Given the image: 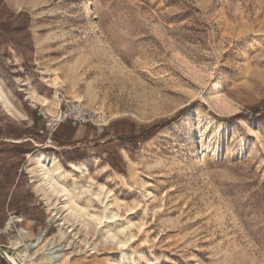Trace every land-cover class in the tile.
<instances>
[{
    "label": "rangeland",
    "instance_id": "374dc122",
    "mask_svg": "<svg viewBox=\"0 0 264 264\" xmlns=\"http://www.w3.org/2000/svg\"><path fill=\"white\" fill-rule=\"evenodd\" d=\"M0 88V264L39 236L38 264H264V0H0ZM64 100L101 130L50 135ZM37 151L97 159L77 216Z\"/></svg>",
    "mask_w": 264,
    "mask_h": 264
},
{
    "label": "bare ground",
    "instance_id": "6f19581e",
    "mask_svg": "<svg viewBox=\"0 0 264 264\" xmlns=\"http://www.w3.org/2000/svg\"><path fill=\"white\" fill-rule=\"evenodd\" d=\"M0 101L6 110L8 114H11L14 116V111L8 101L6 100L1 88H0ZM48 100L43 102L44 106H48ZM97 159H91L87 161H83L80 163H76L74 161H69L67 163L68 168L70 170L63 169L58 161V158L53 153H44L42 151H37L35 155L32 158V164L33 166L29 168V170H36L39 174V181L41 180V184H45V189L55 195H58L62 197L63 200V206L67 209L68 212L75 214L76 216L80 213L78 207L74 203V201L71 199L70 194H71V189L69 187H66L62 181L65 180L68 176H71V173L73 172L74 174L78 176H82L85 174V172L88 170L90 165L93 162H96ZM103 187H100L98 189L99 192H101ZM105 217H95L91 216V218L95 219L98 221V223H101V218ZM109 219V218H106ZM15 220L20 221V218H16ZM13 220H9L8 223L12 222ZM65 233V232H64ZM43 242V239L41 236L36 237L33 239V241L24 244L22 248L21 242L16 241V240H11L10 242V247L13 250H16V252L10 251V254H15L13 257L15 258V263L16 264H27V263H32V264H38L35 263L32 260V256L29 254V249L30 248H36L40 246V244ZM78 246V245H77ZM73 249L76 247V243L70 245V248ZM66 248L62 246L60 243L57 244L55 242H50L47 241L44 245V251H43V257L46 259V262L48 264H52L55 262H58L63 255V251ZM1 250V249H0ZM4 254V251H2ZM6 253V252H5ZM5 257V256H4ZM120 259L118 261L113 262L112 264H123L124 263V255H120Z\"/></svg>",
    "mask_w": 264,
    "mask_h": 264
},
{
    "label": "built area",
    "instance_id": "2783aa9c",
    "mask_svg": "<svg viewBox=\"0 0 264 264\" xmlns=\"http://www.w3.org/2000/svg\"><path fill=\"white\" fill-rule=\"evenodd\" d=\"M43 115L45 116L44 113ZM103 119L104 116H101L96 111L87 108L81 102H69L64 100L60 102L55 115L48 118L46 126L50 135L60 124L65 122H70L74 125L92 123L96 125L98 130H101L99 126L103 124ZM50 135L46 140L47 143L51 142Z\"/></svg>",
    "mask_w": 264,
    "mask_h": 264
},
{
    "label": "crops",
    "instance_id": "0c3cea01",
    "mask_svg": "<svg viewBox=\"0 0 264 264\" xmlns=\"http://www.w3.org/2000/svg\"><path fill=\"white\" fill-rule=\"evenodd\" d=\"M68 127L70 126L71 128H73V129H75V137H78L79 136V134L80 133H83L84 131H86V126H83V125H74V124H72V123H70V122H66L65 123ZM66 126V127H67ZM62 127H65V126H62ZM51 153H53V152H51ZM54 154V153H53ZM57 158V157H56ZM89 160H91V159H89ZM59 161V160H58ZM69 161H73V160H69ZM68 161V162H69ZM67 162V163H68ZM75 162V161H74Z\"/></svg>",
    "mask_w": 264,
    "mask_h": 264
}]
</instances>
